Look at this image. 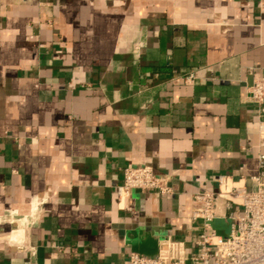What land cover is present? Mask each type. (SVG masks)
<instances>
[{"label":"crops","instance_id":"crops-1","mask_svg":"<svg viewBox=\"0 0 264 264\" xmlns=\"http://www.w3.org/2000/svg\"><path fill=\"white\" fill-rule=\"evenodd\" d=\"M255 78L264 0H0V264H126L166 237L195 253L194 194L258 172ZM145 165L174 192L119 196Z\"/></svg>","mask_w":264,"mask_h":264},{"label":"built area","instance_id":"built-area-1","mask_svg":"<svg viewBox=\"0 0 264 264\" xmlns=\"http://www.w3.org/2000/svg\"><path fill=\"white\" fill-rule=\"evenodd\" d=\"M190 73L186 80L194 83ZM246 100L258 109V131L264 137V80L255 78L248 87ZM259 169L250 177L252 188L233 187L228 191L200 189L194 194L197 206L191 219L198 222L201 231L196 237V251L189 254L181 239L162 238L158 254L149 258L131 253L126 264H264V152L259 153ZM226 176L219 177L220 185ZM134 190H155L172 194L169 177L158 175L150 166H131L124 169L123 184L118 194L126 197ZM224 200L231 230L228 236L218 235L211 222L217 217L216 202ZM242 210V211H241Z\"/></svg>","mask_w":264,"mask_h":264}]
</instances>
